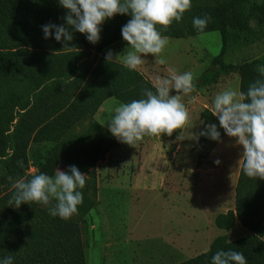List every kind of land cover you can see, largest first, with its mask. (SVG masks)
<instances>
[{
    "label": "trees",
    "instance_id": "obj_1",
    "mask_svg": "<svg viewBox=\"0 0 264 264\" xmlns=\"http://www.w3.org/2000/svg\"><path fill=\"white\" fill-rule=\"evenodd\" d=\"M64 15L58 0H0V81L18 72L35 85L30 95L17 102L0 82V259L11 255L13 264H86L77 220L52 217L47 208L36 203L19 208L8 203L14 181L33 175L28 172L29 152L37 173L51 175L59 153L67 147L62 158L68 166L75 165L88 175L82 189L83 203L78 206V212L86 214L95 203L91 197L96 194V163L117 139L99 122L91 123L79 136L76 127L93 117L107 98L127 103L143 98L145 88L154 90L151 79L139 69L129 70L115 60L107 63L101 54L105 46L122 38L121 28L129 15L106 20L95 45L84 34L74 32L69 45L73 48L63 50L61 43L44 39L42 26L62 24ZM205 15L212 20L203 32H197L193 18ZM253 18L263 23L264 2L192 0L191 10L162 35L179 38L217 30L221 48L212 59L218 66L215 75L236 72L239 89L246 91L260 78L257 66L252 61L225 62L224 52L229 43L251 32ZM201 117L199 132L215 118L207 108L201 111ZM205 138L199 137L198 148ZM46 143L53 145L42 150ZM241 166L242 161L234 187V207L217 214L215 224L228 229L238 221L249 232L232 240L219 235L206 251L177 264H212L213 255L220 250L241 252L247 264H264V180L248 178ZM87 189H91V197Z\"/></svg>",
    "mask_w": 264,
    "mask_h": 264
},
{
    "label": "clouds",
    "instance_id": "obj_2",
    "mask_svg": "<svg viewBox=\"0 0 264 264\" xmlns=\"http://www.w3.org/2000/svg\"><path fill=\"white\" fill-rule=\"evenodd\" d=\"M58 3L65 10L64 23L49 22L42 26V32L44 39L61 43L63 50L73 48L69 45L74 32L84 34L95 45L106 20L115 15H129L131 18L121 28L122 39L129 46L124 52L123 65L129 70L146 64L148 61L142 56L149 54L157 63L165 64L164 53L170 38L162 33L174 22H180L192 8V0H58ZM211 20L212 17L205 15L194 17L192 23L197 32H203ZM119 58L120 54L114 56L109 50L105 61L110 63ZM257 72L260 78L250 83L246 91L228 87L218 92L211 103V114L218 119L224 134L235 138L241 147L242 173L250 179L264 180V65H259ZM152 88L142 90L143 98L119 103L114 108L105 124L118 142L136 147L145 137L172 136L189 124L190 113L182 96L196 90L191 71L177 73L169 69V75L154 77ZM205 128L192 138L198 142L203 136L222 142L216 124H207ZM18 164L23 166L22 162ZM87 179L88 175L75 165H69L67 171L56 168L54 175L38 172L31 178L14 181L8 203L15 208L36 203L47 208L50 216L68 220L78 214ZM0 264H13V257L0 259ZM212 264H247V259L241 252L220 250L213 255Z\"/></svg>",
    "mask_w": 264,
    "mask_h": 264
},
{
    "label": "rangeland",
    "instance_id": "obj_3",
    "mask_svg": "<svg viewBox=\"0 0 264 264\" xmlns=\"http://www.w3.org/2000/svg\"><path fill=\"white\" fill-rule=\"evenodd\" d=\"M257 1L264 2V0ZM250 26L249 34L227 45L224 52L225 62L238 64L243 61H252L257 67L264 65V21L262 24H258L253 18L250 21ZM169 38L170 43L164 53L166 63L163 65L157 63L155 58L149 54L146 57L142 56L148 62L138 69L152 82L157 75H169V69H175L177 73L186 71L193 73L196 90L188 96H182L190 113V122L184 130H177L172 136L168 137L166 134H162L160 138L145 137L143 141L137 143L136 147L117 141L104 158L96 163L95 196L91 197V189H87V195L95 203L86 214L78 212L77 215L71 217L77 220L80 226L86 264H146L149 261L143 254L147 246L142 244L141 251L132 253V249L140 250L138 245L134 244L130 247L122 240L129 218L137 217L135 214L141 213L139 210L144 216L148 210L159 207V204L141 202L138 207H134L133 213L130 214L132 208L128 199L131 188L129 185L134 183L136 178L165 177L171 184L176 181L177 163L191 165L205 163L208 167H220L222 173L230 171L232 174L237 172L241 163V147L235 143V138L224 134L215 116L212 124L217 125L222 142L205 138L198 148L197 140L192 138L193 134L199 133V129L203 125L201 111L204 108L211 111L214 96L228 87L239 88V76L236 72L215 75L218 66L213 63L212 59L221 48L220 33L213 30L195 36ZM128 47L127 42L120 38L105 46L101 54L106 56V53L111 50L114 56L120 54V58L115 61L123 63L124 52ZM0 82L12 99L17 102L24 100L35 89L34 83L18 72L3 77ZM172 94L175 92L173 91ZM119 103L110 97L102 110L76 127V135L84 134L89 125L94 122H99L107 128L105 123ZM52 145V143H46L42 150ZM66 148L64 147L59 153V160H57L51 175L55 174L56 168L67 171V161L62 158ZM29 156L28 172L36 174L37 168L32 161L31 152H29ZM217 160L220 161L219 164L215 163ZM224 186L222 197L227 206L232 207L231 203L234 200L232 184L226 183ZM168 187L171 190L175 189V186L172 185ZM130 197L132 198V195ZM141 200L143 201L142 197ZM150 216L152 217V215ZM150 216L148 215L147 218H151ZM152 218L155 221L158 220ZM248 232L247 227L237 225L236 228L228 231L226 236L228 240H232ZM179 248L183 255L179 256L177 261L181 258L192 257L196 253V250L186 249L187 246L185 250L182 247Z\"/></svg>",
    "mask_w": 264,
    "mask_h": 264
},
{
    "label": "crops",
    "instance_id": "obj_4",
    "mask_svg": "<svg viewBox=\"0 0 264 264\" xmlns=\"http://www.w3.org/2000/svg\"><path fill=\"white\" fill-rule=\"evenodd\" d=\"M108 99L102 102L95 114L102 110ZM239 167L237 172L232 174L230 171L222 173L220 167H208L205 163H177L175 183L170 184L165 177L136 178L134 183L129 185V193L132 195L131 198L128 194L132 208L130 214L141 202L159 204V207L148 210L144 216L139 210L141 213L135 214L137 217L129 218L122 240L130 247L138 245L140 250L132 249V253L141 251L142 244L147 246L143 253L149 260L146 264H177L185 260L181 258L177 261V258L183 255L179 247L185 250L187 246L186 249L196 250L194 255L206 251L215 237L227 235L226 233L237 225L241 226L238 221L228 229L219 228L215 224L217 214L225 213L234 207V200L232 207H229L222 196L224 185L229 183L232 184L234 199ZM190 171L192 173H189ZM171 185L175 186V189L168 187ZM148 215L158 220L155 221L151 216L147 218Z\"/></svg>",
    "mask_w": 264,
    "mask_h": 264
}]
</instances>
